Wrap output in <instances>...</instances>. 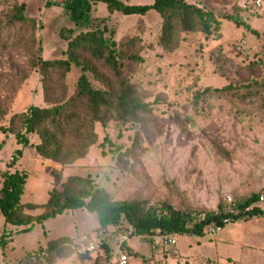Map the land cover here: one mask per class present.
I'll return each instance as SVG.
<instances>
[{
  "label": "rangeland",
  "instance_id": "1",
  "mask_svg": "<svg viewBox=\"0 0 264 264\" xmlns=\"http://www.w3.org/2000/svg\"><path fill=\"white\" fill-rule=\"evenodd\" d=\"M120 1L149 5L154 0ZM253 1L186 0L220 16L221 25L209 41H204L201 33L190 34L173 52L157 45L161 18L153 10L145 16H123L108 13L99 2L93 5L92 26L81 28L64 14L62 0H52L55 3L47 8V0L18 1L25 3V15L36 21L34 56L41 60L67 59L69 41L96 28H106L105 38L125 51L130 49L129 39L136 38L135 49L142 63L124 72L138 97L151 104V113L136 122L110 121L106 127L96 123V143L69 165L39 157L34 149L39 143L36 135H25L28 143L23 146L13 134L0 131V172L25 173L21 205L38 206L35 210L24 208V213L42 214L51 190H61L69 176H89L113 200L136 198L154 209L164 203L175 208L189 206L185 210L194 215L217 211L219 202L226 206L251 193H264V94L245 90L264 85V0L258 10ZM14 3L0 0V20ZM229 16L241 20L242 25L226 19ZM241 39L245 44L238 50ZM30 63V54L18 46L0 50V103L8 109L0 127L8 128L11 116L29 107L66 102L82 74L74 65L64 78L51 71L44 98L38 68L29 67ZM96 67L115 86L109 68L103 62ZM84 75L93 88L105 87L91 72ZM227 86L230 89L220 96L194 106L197 92ZM187 118L191 124L180 122ZM135 138L142 148L131 153ZM52 170L60 173L58 182L51 176ZM3 225L0 216V235ZM6 228L11 232L23 229ZM130 232L125 221L118 227L101 228L96 215L83 209L67 211L42 225L35 224L29 232L14 234L7 248H0V264H19L27 253L60 237L71 239V243L65 248L68 255L54 264H116L119 248L127 253L128 264H264V217L226 224L214 237L208 236L206 229L199 237L178 235L176 245L168 248L155 242L156 234L151 239L130 237ZM123 236L128 238L121 246Z\"/></svg>",
  "mask_w": 264,
  "mask_h": 264
},
{
  "label": "trees",
  "instance_id": "2",
  "mask_svg": "<svg viewBox=\"0 0 264 264\" xmlns=\"http://www.w3.org/2000/svg\"><path fill=\"white\" fill-rule=\"evenodd\" d=\"M15 3L0 20V50L9 48L24 49L30 54L29 67L38 68L44 98L48 88L46 82L51 71L60 72L61 78L70 71L71 65L82 71L73 95L64 103L46 108L29 107L26 112L14 114L9 119L8 128L0 127V131L14 135L18 144L23 146L28 143L25 135L33 134L39 139L34 149L39 157L60 165H69L83 158L88 149L97 141L94 125L99 123L106 127L110 121L121 124L136 122L140 116L151 113V104L145 103L137 95L136 87L126 78V69L142 63L137 49V40L129 39V51L121 45H116L112 39L105 38L106 28L93 29L78 34L68 43L67 59L46 61L34 56L36 49V21L25 15L26 5L21 0H9ZM103 3L110 14L119 13L123 16H145L153 10L161 18L160 35L157 45L166 52H173L182 47L184 37L190 34L201 33L204 41L214 37L221 25L220 16L203 7L190 4L186 0H154L149 5H130L120 0H62L64 14L77 27H91L93 5ZM52 0H47L45 7H50ZM236 26L242 21L236 17H226ZM104 21V20H102ZM241 23V24H240ZM3 37V39H2ZM16 45H14V44ZM38 51V50H37ZM88 55L83 57L82 55ZM98 62H103L111 71L115 79V86L108 83L105 75L96 67ZM127 70V71H128ZM91 72L98 81L105 84L104 88H93L85 72ZM230 89V86L221 89L205 88L193 97L194 106L212 96H220ZM232 89V88H231ZM235 90V88H234ZM250 93L264 94V85L257 89H245ZM82 109V112L80 111ZM8 112L7 106L0 103V121ZM84 113V115H81ZM185 124L192 123L188 119ZM19 125L17 128L16 125ZM23 130V134H21ZM142 147L135 138L129 152L140 150ZM18 155L21 154L17 150ZM121 155H119V158ZM14 161V158H13ZM16 161V160H15ZM133 174L135 171L131 169ZM55 182L60 180V173L56 170L50 172ZM2 185L0 188V216L4 218V225L0 235V248L5 250L14 234L26 233L33 229L35 224L63 215L67 211L85 210L96 215L101 228L118 227L122 221L131 229L130 237L148 236L152 239L156 235H175L199 237L209 225L224 227V219L234 223L264 217V203L261 206L249 207L258 204L264 193H251L247 197L239 198L230 204H217V211L205 212L204 215H194L184 208H175L172 204L164 203L158 209L146 208L140 199L113 200L101 188L96 187L89 177L69 176L62 185L61 190L52 189L44 206V212L37 216L24 213V208L35 210L37 205H21V196L27 180V175L20 171L0 172ZM238 214H234V211ZM7 226L22 227L20 231L11 232ZM45 234V233H44ZM71 239L60 237L46 242L45 246L38 247L36 252L27 253L19 264H54L58 258L66 257V247ZM126 242V241H125ZM122 242L121 246H124ZM162 246V245H161ZM164 247V246H162ZM125 249L124 247H121ZM168 248V247H167ZM126 255L127 253L123 251ZM128 256V255H127Z\"/></svg>",
  "mask_w": 264,
  "mask_h": 264
},
{
  "label": "built area",
  "instance_id": "3",
  "mask_svg": "<svg viewBox=\"0 0 264 264\" xmlns=\"http://www.w3.org/2000/svg\"><path fill=\"white\" fill-rule=\"evenodd\" d=\"M253 5H254V8L258 10L262 6V1L261 0H254ZM244 44H245V41L243 39H241L239 41V44H238V50H240L244 46ZM11 160H13V159L11 158ZM263 203H264V197L261 196L258 204H255L246 210L252 209L253 207H256V206H261V208H262ZM234 214H238V211L237 210L234 211ZM244 219L245 218H243L242 220H244ZM223 223L225 225L228 224V220L224 219ZM221 229H222V227H220V226L209 225L206 228V232H207L208 236L214 237L218 233L221 232ZM127 238H128L127 236H123L121 238V242H125L127 240ZM154 239H155V242H157L160 245L167 248V247H172V246L176 245L177 237L175 235H166V236L165 235H156V237H154ZM128 260H129L128 256L123 251H121V249L119 248L117 250L116 264H128L129 263Z\"/></svg>",
  "mask_w": 264,
  "mask_h": 264
}]
</instances>
